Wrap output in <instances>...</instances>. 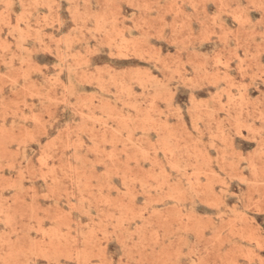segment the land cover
I'll return each mask as SVG.
<instances>
[{
  "label": "rangeland",
  "instance_id": "374dc122",
  "mask_svg": "<svg viewBox=\"0 0 264 264\" xmlns=\"http://www.w3.org/2000/svg\"><path fill=\"white\" fill-rule=\"evenodd\" d=\"M0 264H264V0H0Z\"/></svg>",
  "mask_w": 264,
  "mask_h": 264
}]
</instances>
